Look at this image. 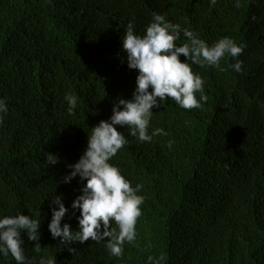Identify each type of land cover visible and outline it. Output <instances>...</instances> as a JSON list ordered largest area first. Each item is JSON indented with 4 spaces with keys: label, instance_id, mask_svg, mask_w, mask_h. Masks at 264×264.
Here are the masks:
<instances>
[{
    "label": "trees",
    "instance_id": "1",
    "mask_svg": "<svg viewBox=\"0 0 264 264\" xmlns=\"http://www.w3.org/2000/svg\"><path fill=\"white\" fill-rule=\"evenodd\" d=\"M239 3L0 0V98L8 107L0 113V216L39 219L41 252L22 234L29 260L150 264L149 256H163L160 264H264V0ZM153 12L209 45L224 37L242 45V71L230 67V56L218 68L192 65L208 101L202 109L170 98L154 107L148 132L163 128L167 135L140 142L117 126L128 143L110 163L133 187L142 184L138 194L145 196L137 238L125 243L122 257L111 256L106 242L61 244L48 229L51 200L63 197L69 212L62 224L77 230L71 204L82 182L63 178L86 150L91 128L110 118L119 99L132 98L138 71L127 65L122 36L130 21L143 36ZM185 40L181 32L176 43ZM66 93L78 98L73 114ZM49 152L59 163L47 162ZM0 264L16 262L9 254Z\"/></svg>",
    "mask_w": 264,
    "mask_h": 264
},
{
    "label": "clouds",
    "instance_id": "2",
    "mask_svg": "<svg viewBox=\"0 0 264 264\" xmlns=\"http://www.w3.org/2000/svg\"><path fill=\"white\" fill-rule=\"evenodd\" d=\"M209 3L214 6L217 0H209ZM235 6L240 7L239 0ZM151 16L143 36L136 33L132 21L122 36L127 65L138 71L132 98L119 99V103L113 105L110 118L91 128L86 150L78 162L68 165L70 174L63 178V183H70L76 177L82 182V194L71 204L74 215L79 211L77 230H73L69 223L62 224L69 212L63 197L57 195L51 200L48 229L52 238H59L61 244H83L89 239L106 242L111 256L122 257L125 243L132 244L137 238L136 223L142 215L140 206L145 196L138 194L142 184L133 187L121 170L110 163L128 143L117 126L129 129L130 135L140 142H151L157 135H167L163 128H156L151 134L148 132L154 107L159 108L169 98L188 110L202 109L208 101L204 92L205 81L198 72H193L192 65L218 68L220 61L230 56L236 60L230 67L235 72L242 71L243 62L238 57L243 46L231 38L224 37L209 45L188 28L166 20L165 15L153 12ZM181 32L186 40L178 45L176 41L180 40ZM181 55L186 57L184 62ZM64 100L68 104V113L73 114L78 105L77 96L66 93ZM7 111L6 101L0 98V113ZM46 159L50 165L59 163V157L50 152ZM113 221L115 227H112ZM40 226L39 219L31 215L0 216V256L7 258L10 254L16 264H34L25 256L22 234H26L29 241L36 242L34 249L39 253L42 250ZM163 259V256L148 257L150 264H160ZM39 264H56V260L42 256Z\"/></svg>",
    "mask_w": 264,
    "mask_h": 264
}]
</instances>
